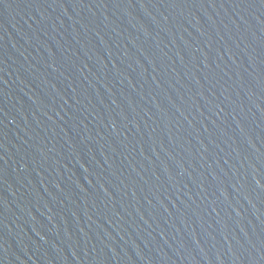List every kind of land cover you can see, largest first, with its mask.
<instances>
[{"label": "water", "instance_id": "95a60500", "mask_svg": "<svg viewBox=\"0 0 264 264\" xmlns=\"http://www.w3.org/2000/svg\"><path fill=\"white\" fill-rule=\"evenodd\" d=\"M0 264H264V0H0Z\"/></svg>", "mask_w": 264, "mask_h": 264}]
</instances>
